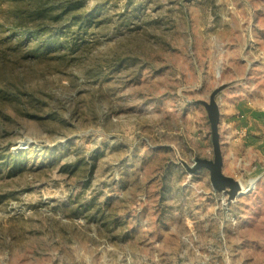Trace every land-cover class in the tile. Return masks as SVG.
<instances>
[{
	"label": "rangeland",
	"instance_id": "374dc122",
	"mask_svg": "<svg viewBox=\"0 0 264 264\" xmlns=\"http://www.w3.org/2000/svg\"><path fill=\"white\" fill-rule=\"evenodd\" d=\"M210 97L234 198L193 170ZM249 108L264 0H0V264H264Z\"/></svg>",
	"mask_w": 264,
	"mask_h": 264
},
{
	"label": "water",
	"instance_id": "95a60500",
	"mask_svg": "<svg viewBox=\"0 0 264 264\" xmlns=\"http://www.w3.org/2000/svg\"><path fill=\"white\" fill-rule=\"evenodd\" d=\"M207 110L210 123V136L213 150V158L198 159L193 170L198 167H205L209 170L210 183L214 189L227 192L230 198L240 194L241 181L226 175L222 171L223 156L221 151V141L219 133L220 111L217 102L210 97L208 102H202Z\"/></svg>",
	"mask_w": 264,
	"mask_h": 264
},
{
	"label": "crops",
	"instance_id": "0c3cea01",
	"mask_svg": "<svg viewBox=\"0 0 264 264\" xmlns=\"http://www.w3.org/2000/svg\"><path fill=\"white\" fill-rule=\"evenodd\" d=\"M234 118L235 117L231 118V120H233ZM261 118H264V113L262 114ZM261 118H260V113H258L255 109L249 108L247 109L245 115L239 117L238 122H240V124L242 125L246 123L247 133H248L247 139L249 144L252 145L253 149L255 150L256 146L258 148L261 147L264 152V120H262ZM245 119L246 122L244 121ZM260 122H262V128H263L262 136H261V131L259 130V128L256 127V123H260ZM257 135L258 137H256ZM259 136H261L262 140H260Z\"/></svg>",
	"mask_w": 264,
	"mask_h": 264
},
{
	"label": "trees",
	"instance_id": "16d2710c",
	"mask_svg": "<svg viewBox=\"0 0 264 264\" xmlns=\"http://www.w3.org/2000/svg\"><path fill=\"white\" fill-rule=\"evenodd\" d=\"M38 12H39V10H38ZM21 153L22 152L17 153V154H10L8 159H6L5 163H8L7 169L9 171H14V170H16V168H23L24 167L25 162L22 159V154ZM90 169L91 170L93 169V165H92V167Z\"/></svg>",
	"mask_w": 264,
	"mask_h": 264
},
{
	"label": "bare ground",
	"instance_id": "6f19581e",
	"mask_svg": "<svg viewBox=\"0 0 264 264\" xmlns=\"http://www.w3.org/2000/svg\"><path fill=\"white\" fill-rule=\"evenodd\" d=\"M242 184L241 190H240V194L246 193L249 189H251L254 185V179L248 181L247 183Z\"/></svg>",
	"mask_w": 264,
	"mask_h": 264
}]
</instances>
